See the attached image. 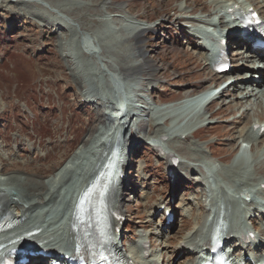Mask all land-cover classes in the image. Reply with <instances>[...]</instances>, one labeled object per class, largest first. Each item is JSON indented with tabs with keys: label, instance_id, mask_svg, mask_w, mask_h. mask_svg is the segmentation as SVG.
I'll return each instance as SVG.
<instances>
[{
	"label": "rangeland",
	"instance_id": "rangeland-1",
	"mask_svg": "<svg viewBox=\"0 0 264 264\" xmlns=\"http://www.w3.org/2000/svg\"><path fill=\"white\" fill-rule=\"evenodd\" d=\"M236 1L256 6L264 19V0ZM224 3L225 0H0V184L6 178L8 183L13 178L27 180L29 186L48 183L78 153L98 123H107L103 111L108 100L103 97L108 98V73L138 63L142 73L131 82L132 106L128 109L135 115L136 123L130 121L129 125L137 139H132L128 147L126 161L130 166L125 169L120 191V214L124 217L117 240L120 253L131 264H148L152 260L158 264H189L196 260L198 253L187 252L180 244L198 229H203V235L207 233L210 201L216 194L220 196L219 188L224 189L222 195L230 207H237L231 213L230 224L250 229L255 237L264 239V196L256 189L264 181V134L260 137L248 133L258 118L264 127V97L254 91L244 108L237 110L232 105L220 109L221 104L233 99L230 88L213 106L211 112L218 111L214 119H209L211 112L196 115L192 110L169 105L182 94L217 81L218 76L206 72L197 50L199 44L189 34L197 28L213 34L221 31L214 14ZM187 19L211 22V26H194ZM141 30L138 42L135 37ZM87 39L94 46L91 54L83 49ZM259 66L262 68L251 74L254 82L264 75V65ZM85 93L93 96L91 101L83 97ZM243 111L246 112L242 114ZM157 130L181 136L161 141L164 148L179 156L177 181L167 175L164 162L152 147ZM94 137L93 133L87 142ZM239 157L246 161L241 178L236 175L239 161L232 162ZM91 159L87 155L77 161L54 201L24 218V223L33 221L39 227L45 243L67 245V212L77 187L87 180L85 173L90 170ZM207 172L214 190H208ZM15 186L22 197L32 196L33 192ZM239 192L248 194L247 204L249 198L259 201L262 217L255 210L251 214L249 207L240 203ZM168 210L173 216L166 225L164 214ZM257 229H263L262 234ZM143 233L147 241H141ZM144 242L147 258L136 249ZM235 243L239 244L232 240ZM263 248L264 244L259 248L254 244L240 246L232 257L245 254L254 259L263 255ZM27 259L29 264H47L49 260Z\"/></svg>",
	"mask_w": 264,
	"mask_h": 264
},
{
	"label": "bare ground",
	"instance_id": "bare-ground-1",
	"mask_svg": "<svg viewBox=\"0 0 264 264\" xmlns=\"http://www.w3.org/2000/svg\"><path fill=\"white\" fill-rule=\"evenodd\" d=\"M226 1L231 2L234 0H226ZM249 1L252 3L251 0H249ZM250 7H252L256 11H258V13H262V11L258 10L256 6L251 5ZM227 8H232V7L227 6L226 10H227ZM220 10H221V8H220ZM59 13L63 15L62 12H59ZM219 13L220 12L215 13V15L217 16V15H219ZM191 15H193V14H191ZM237 15H239L238 12L237 13H234V12L228 13V12L224 11L223 13H221V16H219L220 26L224 30L227 31V40L230 38H234V39L238 38L237 35H239V33H240L239 28H236L235 26L230 25V23H228L229 17H236ZM224 18H226V22L223 21ZM180 21L181 20H179V22ZM186 22H188L194 26H196L197 24H202L204 26H211L210 22L209 23H200L198 20L187 19ZM194 26H192V27H194ZM140 29H143L145 31L144 27H142ZM143 30H141L138 33L139 35H137V37H135L136 40L140 39L139 36L143 33ZM156 31L158 32L159 29ZM201 31L202 30L200 29V32ZM223 31L217 32L216 36H214V38L219 40L221 37H223V34H222ZM200 32L196 31V32H193V34H189L190 39L196 44H198V38L197 37L200 34ZM138 42H139V40H138ZM90 43L91 42H89V40L87 39V41L82 43V45H83L84 51L91 54L95 51H93V48H92L93 45H90ZM200 44L201 45L197 46V50L199 51V55L203 60L206 72L209 73L211 71V66L208 63V57L209 56H207L206 53L204 54V51H206L205 50L206 46L201 42H200ZM235 46H240V44L237 43V44H235ZM243 47H246L247 50H250V46L247 44H244L242 47H240L237 50L238 52L233 54V56L235 58H237L239 56L242 57V54L240 53V51ZM169 48L172 51H173V49L176 50L175 47L169 46ZM257 63H259V62H257ZM107 69H108V67H107ZM116 70H114L113 73H108V79H107L108 82L110 80L111 75L113 77V75L115 76V75L119 74L120 76H124L127 78L131 77V78L135 79V77L137 75L142 73V67L138 63L130 65L127 68H121L120 70H122L123 73L120 72L119 69L117 71ZM243 72L244 71L242 69L237 70V72H236L237 76L235 78H233L234 80H233L232 84L229 87H227L225 90V91H227L228 89L231 88V95L230 96H232L233 99L228 103L222 104V108H220V109L227 108V107L232 106V105H236L237 107H235V108L237 110L242 109V106L244 108L245 105H248V101L251 98V96L254 94V90L256 91V93H255L256 95H261L264 97V92L262 91V90H264V75L259 77L258 81H256V82L253 81L254 77L252 78L251 75L249 76L248 79H246L245 81H242V79L239 77L242 76ZM229 75H230V73L225 75L226 79L232 78ZM222 78L224 79V76L218 77L217 81H220L219 79H222ZM148 84H149V81L147 82V85ZM148 86L150 87V85H148ZM148 88L146 91H148ZM251 88H253L254 90H252ZM225 91L221 92V94L219 95V98L222 97V94H224ZM190 92L191 91L184 93L182 95L188 96V94ZM237 94H239L240 96L237 97L236 96ZM89 96L90 95H88L87 93H85V96L83 95V97H86V98L90 99V101H91L93 96H90V98H89ZM111 102H112V100H111ZM196 102H197V100L192 101V103H196ZM106 103H107L106 110L111 109L110 116L104 115V117L107 119V120H105L107 123H104L103 122L104 120H103L99 124L100 125L99 130L94 132L95 137L93 138V141L91 140V141L87 142V139H88L87 138L84 141V143L86 142V144L83 143V145H81L82 147L79 148L80 150H79L78 154H75L73 156V158L70 159L63 167H61L55 175L50 177L48 183H45V185H42V186L31 183V185L29 186V182L27 180L23 181V179L13 178L12 182H15L13 184L12 182L8 183L7 182L8 179L6 178L3 180L4 183L0 184V223L1 222L6 223V227H7V229L0 232V261L3 259L4 256H6V254L9 251L14 250V249H18L20 252V254L18 255V259H20V257L22 259H24L25 256L24 255L21 256V254H23L24 252H26L28 250H33L34 252H36L37 250H44V251H49V253L52 254L53 260L60 261L61 257L66 259L67 256H71L72 252L74 250V245L79 243V241H81L83 239L82 233H80V232L75 233V229L77 228V222L75 221V219L71 215H69V219H68V223H67V231H68V243H67V245L60 244V243L53 244L50 242L45 243L44 242L45 238H44L43 234L40 233L39 227L36 226V224L33 221H29V222L24 223L23 220L26 217V215L29 214L30 212H33L38 208L47 207L50 205L51 202L54 201L55 196L58 194L60 188H62L64 183L67 182L66 179H67V175L69 173V170L75 165L74 162L77 159H79L80 157L84 159V157L86 158V156L89 155L91 158H93V160L90 161V163H89L91 166L90 170L87 169V170H89V172L86 171V173H85L87 180L80 187V190L78 192H81L82 190H84L87 187V185L89 184V182H91L92 179L95 180L97 178L96 174L102 170V168H103L105 162L107 161L108 157H110V156L114 157V154H112V153H113V149L115 146H117L115 148V150L118 149L120 151V155H121L120 173L123 174L125 169H127L130 166L128 164V162L125 160V156L128 152V147L130 146V141L132 139H135V138L137 139L136 133L135 134L133 133L134 136H132V134H131L132 127L129 125L130 121L136 123V121L134 120L135 115H133L131 111L129 112L128 109H130V108L127 109V112H123L122 109H118L117 106H113L112 105L113 102L111 104V106L113 108L108 106V102H106ZM186 104H187V101L181 103L180 105H186ZM190 105H191V103L187 104L186 106H190ZM186 106L181 107V108L179 107V109L184 110V108ZM114 107H116V108L114 109ZM245 112L246 111H243L242 114H244ZM217 113H218V111L211 113L209 119L216 118ZM234 122H236V121H234ZM136 125H135V127H136ZM162 125H164V122L162 123ZM255 126H258V129H256L254 131ZM262 126H263V122H260V120L258 118V121L252 122V124L250 125V128L248 130V133L250 132V134H252L251 132H254V134L257 135L261 131L260 129L262 128ZM133 127H134V125H133ZM205 129L206 128H204L203 131ZM156 133H157L156 138L154 141H152V147L156 150L159 157L164 162L165 168L171 172L170 175H173L175 177V180L177 181L178 175L176 174L175 169L178 166H180L181 162L179 161L177 163V165L174 166V162L172 161V158L175 157L174 156L175 153L173 152L174 153L173 154L170 149L164 148L165 145H162L161 141H164L165 140L164 138H166L169 141V140H173V139H176L178 137H181V136H178L177 134H175L173 136V134H167L165 131L162 132L159 130H157ZM130 134H131V136H130ZM193 135L194 134H191V136H193ZM260 137H262V135ZM165 144H166V142H165ZM198 146L202 150H208V148H206L207 146H201L199 144H198ZM80 162H81V160H80ZM237 163H239V165ZM237 163H236V165H238L237 167H238L239 172L237 171L236 175L238 178H241V175H239V174H240V171L242 170V168H244L242 166H245V162H237ZM198 167L201 168V166H198ZM3 176H5V175H3ZM206 178H207L206 183L209 187V190H214V188H212V185H210V183H208L209 182L208 180L211 178V176L209 175V172H207ZM9 180H10V178H9ZM263 183H264V181H263ZM15 185H17L18 187H23V189L26 188L29 192H33L32 196H29L28 198L22 197L20 195V193L17 192L18 189L16 188ZM123 185H124L123 179L118 178V177L115 178L114 185L111 189V198H110L111 207L114 210H118V208H119L120 191L123 189ZM258 191L260 192V194L262 196H264V190L263 189L260 188ZM218 192H220V194H222L224 192V189L219 188ZM76 194H77V192H76ZM76 194H74V200L73 201H75ZM215 196H216L215 201H217L218 200L217 194ZM245 196L248 197V194H246ZM246 202L247 201H243V204L246 207L247 206L249 207V209L248 208L247 209L250 212L252 211L251 214L254 215V210H255V212L259 213V216L261 215V217H262V212L260 211V209L262 207H261V205L257 199L249 198V200H248L249 203L247 204ZM211 205H213L212 202H211ZM229 208L230 207H229L228 200L226 199L225 196L222 195L219 203L215 206L214 211L213 212L208 211L209 212L208 215L211 219L209 226H207L208 234L205 233L203 235V229H198V231H195L192 235L185 238L184 241L181 242L180 246L184 244L187 252H198L199 251L200 253H202V250L204 249L205 244L210 242V234L217 224L224 226L222 240L225 242V244L229 245V242L232 239L229 241H228V239L230 238L231 235H233V240L234 239L237 241L240 240L242 242V239L244 240V238L241 237L243 230L240 229V227L237 224H234V225L230 224L231 220H229V215H228ZM234 210H235V206L232 207V212ZM151 215H153V214H151ZM259 230L260 229H258V231ZM34 232H35V234H32ZM260 233L262 234V232H260ZM30 234H32V235H30ZM120 235H121L120 230L115 231L113 241L114 240L116 241L117 238L120 237ZM263 235H264V233H263ZM140 239H141V241H147L145 233H143V235H141ZM144 243H146V242H144ZM259 243H260V241H259ZM241 244L244 245L246 243L242 242ZM239 245L240 244H238V245L234 244L233 246H235V247L232 249L234 250L235 248L239 247ZM248 247H249V245L246 246V248H248ZM136 249L138 252H140L142 254L143 258H147L146 257V251L142 248V246L139 245ZM41 257H42L41 255L34 254L32 256V259L34 260L35 258H41ZM246 257L247 256L244 254V258H246ZM62 261H64V260H62ZM201 261H203V260H201ZM158 263H159L158 261L152 260V261H149L148 264H158ZM189 264H195V263H193V261H192V262H189ZM196 264H200V263H196Z\"/></svg>",
	"mask_w": 264,
	"mask_h": 264
},
{
	"label": "trees",
	"instance_id": "trees-1",
	"mask_svg": "<svg viewBox=\"0 0 264 264\" xmlns=\"http://www.w3.org/2000/svg\"><path fill=\"white\" fill-rule=\"evenodd\" d=\"M170 49V48H169ZM171 50V49H170ZM173 52H176V50L173 49Z\"/></svg>",
	"mask_w": 264,
	"mask_h": 264
}]
</instances>
